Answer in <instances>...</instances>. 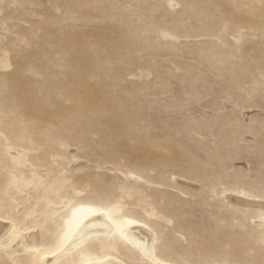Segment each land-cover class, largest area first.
Wrapping results in <instances>:
<instances>
[{"label":"rangeland","instance_id":"374dc122","mask_svg":"<svg viewBox=\"0 0 264 264\" xmlns=\"http://www.w3.org/2000/svg\"><path fill=\"white\" fill-rule=\"evenodd\" d=\"M95 210L56 264H264V0H0V264Z\"/></svg>","mask_w":264,"mask_h":264},{"label":"bare ground","instance_id":"6f19581e","mask_svg":"<svg viewBox=\"0 0 264 264\" xmlns=\"http://www.w3.org/2000/svg\"><path fill=\"white\" fill-rule=\"evenodd\" d=\"M119 225L111 219L105 210L91 211L88 216L79 224L73 234H71L64 245L52 254L45 255V264H56V262L79 249L93 239H111ZM121 226V225H120ZM7 225L0 222V235ZM123 237L140 253L144 254L154 264H171L158 259L154 249L156 233L150 227L142 223H130L123 228ZM4 233V232H3ZM116 234V233H115ZM31 238H36L34 234ZM24 240L18 241L19 245L24 244ZM84 264H127L125 260L116 255H108L101 259L87 260Z\"/></svg>","mask_w":264,"mask_h":264}]
</instances>
